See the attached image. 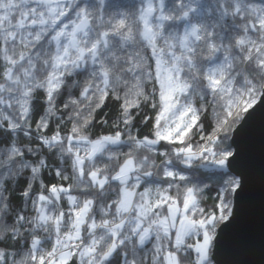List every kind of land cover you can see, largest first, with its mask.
<instances>
[{
    "label": "snow or ice",
    "instance_id": "6c2138e0",
    "mask_svg": "<svg viewBox=\"0 0 264 264\" xmlns=\"http://www.w3.org/2000/svg\"><path fill=\"white\" fill-rule=\"evenodd\" d=\"M0 62V264H254L220 257L249 187L264 0H148L110 27L81 0H0Z\"/></svg>",
    "mask_w": 264,
    "mask_h": 264
},
{
    "label": "water",
    "instance_id": "95a60500",
    "mask_svg": "<svg viewBox=\"0 0 264 264\" xmlns=\"http://www.w3.org/2000/svg\"><path fill=\"white\" fill-rule=\"evenodd\" d=\"M180 23L184 22L180 21ZM254 108V119L241 141L244 147V163L249 174V187L241 201L239 218L226 234L227 247L220 258L225 261L250 259L254 264H261L264 259L260 249L261 226L264 220V201L261 197V166L264 157L261 109L264 108V99H259ZM75 264H77L76 258Z\"/></svg>",
    "mask_w": 264,
    "mask_h": 264
},
{
    "label": "trees",
    "instance_id": "16d2710c",
    "mask_svg": "<svg viewBox=\"0 0 264 264\" xmlns=\"http://www.w3.org/2000/svg\"><path fill=\"white\" fill-rule=\"evenodd\" d=\"M185 2H187V0H185ZM211 2H212V0H200L201 5H205V6ZM81 3H82V6L87 5L90 10L95 8L97 11V14H102L103 25L105 27L114 26L121 18H128L129 22H131L133 17L138 16L139 9L142 6H144V0H104L102 8L100 5V0H81ZM177 3H178V0H165L166 10L175 9L177 6ZM137 23H138V21H137ZM230 23H231V20H229V24ZM165 27H166V29H168L170 31L182 32L183 28H184V23L181 24L180 21L167 22ZM148 54L150 55V51H148ZM0 63H2V62H0ZM149 90H151V86H149ZM157 99H158V96H157ZM258 100H257V103H258ZM61 107H62V105H61ZM110 107H111V105L108 108H105L104 112L108 113L110 111ZM155 115H156L155 110H153L151 108V106L149 105L142 110L141 119L144 116H148L152 120H154ZM97 119L99 120V117ZM202 119L205 122V135H207L211 131V128L209 127V125L211 123H214V121L211 118V109L210 108L208 109V113L206 114V118L202 117ZM110 123L108 125L96 126L94 129H92V132L95 135L107 134V132L110 128ZM70 128H71V124H68L64 130L65 135L67 134L68 130H70ZM138 130L141 131L142 135H150L152 130H153V125L151 122L147 123V125L145 123H140L138 125ZM198 140H199V136H195L193 138V143H195ZM164 147H167L166 143L164 144ZM122 151L127 152L128 147L124 146L122 148ZM157 163H159V160H157ZM180 167H182V166H180ZM200 171H204V170L201 169ZM47 179L49 181H51L52 183H58V181L55 180V178H53L51 176H49ZM160 183L164 187L167 186L164 181H160ZM145 187H154V185H145ZM140 191H143V188H141ZM170 192H171V195H173V196L177 195V190L175 188L171 189ZM214 196H215V192L205 193V199L202 203V206L206 207L209 211L212 210V205L214 203V199L209 198V197L214 198ZM65 207H67L66 204H65ZM164 211H166V208L164 209ZM41 236L44 237V236H46V234L41 233ZM44 247H45V249L49 248L50 243L48 241H46ZM10 251H11V249H10Z\"/></svg>",
    "mask_w": 264,
    "mask_h": 264
},
{
    "label": "rangeland",
    "instance_id": "374dc122",
    "mask_svg": "<svg viewBox=\"0 0 264 264\" xmlns=\"http://www.w3.org/2000/svg\"><path fill=\"white\" fill-rule=\"evenodd\" d=\"M147 2H148V0H145V5L144 6H146ZM76 259H77V264H80L79 257H76Z\"/></svg>",
    "mask_w": 264,
    "mask_h": 264
},
{
    "label": "flooded vegetation",
    "instance_id": "af4514ba",
    "mask_svg": "<svg viewBox=\"0 0 264 264\" xmlns=\"http://www.w3.org/2000/svg\"><path fill=\"white\" fill-rule=\"evenodd\" d=\"M144 5H145V0H144Z\"/></svg>",
    "mask_w": 264,
    "mask_h": 264
}]
</instances>
